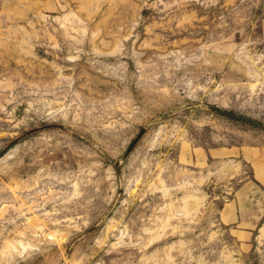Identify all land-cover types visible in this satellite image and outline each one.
Instances as JSON below:
<instances>
[{"label": "rangeland", "instance_id": "374dc122", "mask_svg": "<svg viewBox=\"0 0 264 264\" xmlns=\"http://www.w3.org/2000/svg\"><path fill=\"white\" fill-rule=\"evenodd\" d=\"M0 264H264V0H0Z\"/></svg>", "mask_w": 264, "mask_h": 264}, {"label": "crops", "instance_id": "0c3cea01", "mask_svg": "<svg viewBox=\"0 0 264 264\" xmlns=\"http://www.w3.org/2000/svg\"><path fill=\"white\" fill-rule=\"evenodd\" d=\"M234 206H236L234 203H228L226 205V214H224V218H225V221L226 222L234 223V222L241 221L242 225L245 224V226H248V224L249 225L253 224V221H251L250 218H249V216L246 215V214H240V216H238V215H236V213L234 211L235 216H233V214H231V210H234L235 209ZM229 213L231 214V217L228 216ZM239 232H241V230ZM244 232H246V231H244Z\"/></svg>", "mask_w": 264, "mask_h": 264}]
</instances>
